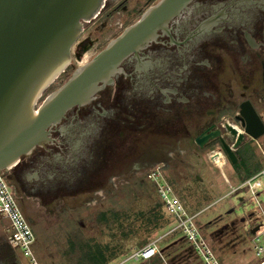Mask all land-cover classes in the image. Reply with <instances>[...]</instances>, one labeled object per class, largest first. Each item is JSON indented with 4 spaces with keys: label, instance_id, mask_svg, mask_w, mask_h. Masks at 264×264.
Segmentation results:
<instances>
[{
    "label": "flooded vegetation",
    "instance_id": "flooded-vegetation-1",
    "mask_svg": "<svg viewBox=\"0 0 264 264\" xmlns=\"http://www.w3.org/2000/svg\"><path fill=\"white\" fill-rule=\"evenodd\" d=\"M162 1L105 0L84 23L71 64L40 102L146 20L111 78L50 126L48 141L5 170L16 195L54 204L60 193L126 190L134 178L150 181L156 164L169 173L171 161L197 160L204 152L210 159L217 151L231 163L223 141L238 140L229 126L245 133L246 103L264 121V0H189L156 9ZM205 130L220 133L200 146L196 137ZM260 138L245 133L234 148L239 161L243 151L255 154Z\"/></svg>",
    "mask_w": 264,
    "mask_h": 264
},
{
    "label": "water",
    "instance_id": "water-1",
    "mask_svg": "<svg viewBox=\"0 0 264 264\" xmlns=\"http://www.w3.org/2000/svg\"><path fill=\"white\" fill-rule=\"evenodd\" d=\"M187 1L163 0L156 9L176 4L179 8ZM104 2L0 0V169L12 168L22 155L48 141V128L58 123L73 105L89 101L100 88L99 83L111 78L132 48L128 41L146 20L129 27L107 49L78 67L64 85L40 102L48 87L71 64V49L83 31L84 23L99 13ZM241 117L246 134L254 139L264 135V121L250 103L244 106ZM229 127L235 136L238 135V140L234 146L223 142L234 165L239 161L234 148L240 145L245 133H239L234 126ZM219 133L218 130H205L196 137V142L203 146ZM241 221L245 222L246 217L243 216ZM258 228L255 226L250 232L255 233Z\"/></svg>",
    "mask_w": 264,
    "mask_h": 264
},
{
    "label": "rangeland",
    "instance_id": "rangeland-1",
    "mask_svg": "<svg viewBox=\"0 0 264 264\" xmlns=\"http://www.w3.org/2000/svg\"><path fill=\"white\" fill-rule=\"evenodd\" d=\"M88 55L84 60L89 57ZM76 64L79 62L76 61ZM252 148L255 151L254 155L264 167V136L258 142L254 141ZM207 155V152H204L197 160L185 161L186 168L180 160H173L167 175L170 180H173L174 186L178 188L177 192L180 197L183 196L186 201L189 214H197L196 222L204 226L206 238L214 250L220 249V245H223L227 240L225 234L227 231L231 234L235 233L238 241L235 245L236 248L230 246L222 251L215 250L216 254L223 258V264H259L261 258L256 254L250 234H247L244 224L246 221L242 222L241 218L245 216L248 220L249 215L255 209L264 212V185L256 189V195L253 194L250 185L244 184L246 181L243 182L235 166L226 160L223 171L230 180L231 186L222 170L217 165L215 166ZM197 175L201 178L196 177ZM262 181L264 183V177H262ZM240 186L239 191H233V188ZM107 188L91 193H60V196L55 197L54 204L49 203L51 198H21L17 195L20 208L33 226V231L38 233L37 247L40 249V257L45 258L46 264H73L72 262L68 263L63 254H66L69 245L68 232L74 229L79 230L86 239L92 238V243L100 245L107 242L123 241L128 243L127 246H135L137 240L146 237L147 240L151 237V232H148L151 230L147 228L139 230L138 238L133 234L131 238L127 239L123 237L121 230L114 232L108 228L107 224H100L97 217L101 211L117 206L123 208L122 212H125L126 215L131 214L128 219L124 218L125 225L130 227V225L137 224L139 226L142 224L141 220L145 219L140 218L141 212H148L155 202L160 201L155 186L150 190H137L130 196L127 195L125 188L115 190ZM131 200L132 202H130ZM52 207H55L54 212H50ZM231 209L233 211L229 212ZM65 210L67 211L65 212ZM164 212L167 217L171 218L172 224L161 229L158 232L159 237L169 229V232L176 230L162 238L158 242L159 247H164L184 235L183 230L178 228L180 220L173 216L166 207H164ZM70 219L76 220L74 224L68 225ZM131 220L132 222L129 224L128 222ZM210 221H212L211 225L207 229L205 224ZM8 224L7 218L0 215V244L5 243L11 247L7 241L6 227ZM209 232L212 233L209 234ZM48 235L52 238V242L46 246L44 238ZM52 235L57 237H52ZM233 239L235 240V237ZM156 240L158 241V238ZM233 249H237V251L235 252ZM12 250L14 249L12 248ZM15 254L17 255L16 251ZM16 257L18 258V256ZM191 260L193 264L202 262L199 257H192ZM126 262H128L127 264L134 263L132 260Z\"/></svg>",
    "mask_w": 264,
    "mask_h": 264
},
{
    "label": "trees",
    "instance_id": "trees-1",
    "mask_svg": "<svg viewBox=\"0 0 264 264\" xmlns=\"http://www.w3.org/2000/svg\"><path fill=\"white\" fill-rule=\"evenodd\" d=\"M234 166L236 170L240 173V177L243 179V182L251 178L262 168L260 161L256 158L255 155H251V154L249 155L244 151L241 152L240 161L237 164H234ZM170 181L173 184V180ZM152 187H154V185L150 181H146L143 178H134L133 184L130 185L128 189H126V193L128 196H130L132 194H135L137 190L140 189L150 190V188ZM174 188L177 191L178 188L175 186ZM182 198L183 196H181V199ZM182 201L186 205V209L189 211L187 207V203L184 200V198L182 199ZM130 202H132V200ZM54 211L55 208L52 207L50 212H54ZM66 211L67 210H65V212ZM122 211L123 208H118L117 206H113L107 210L101 211L97 217L98 222L104 225L107 224L108 228L113 230L114 232L121 230V232L123 233V237L127 239L131 238L133 234H135L136 236L139 235L140 229L144 230L147 228L151 230L148 231L151 232V237L147 240H146L147 237L137 240V242H135L134 244L135 246L132 245L127 246L128 243H124L123 241H118L114 243L107 242L106 244L100 245V244H95V242L92 243L93 241L92 238L86 239L79 230L74 229L68 232L69 245L66 254L65 253L63 254V256L67 258L68 263L72 262L73 264H120L122 261H124L126 258H128L138 249L155 241L157 238H158L157 241L158 243L162 238L166 237L167 235H169L170 233L176 230L175 229L169 232L170 230L169 229L165 232V234L159 237L158 232L161 229H165L167 226L172 224L171 218L166 216L164 212V206L159 200L150 207L148 212H141L140 218L142 219L145 218V219L141 220L142 224H140L139 226L137 224L130 225V227L128 225H125L124 218L128 219L131 214L126 215V213ZM68 221H67L68 225H71L74 224L76 220L70 219ZM212 221L205 224L207 229L208 227H210L211 225L210 223ZM131 222L132 220L128 223L130 224ZM199 227L201 228L204 235L207 236L206 232L204 231V226L199 225ZM34 232L36 236V241L34 243V251L36 252L41 264H46V261L44 260L45 258L40 257V251H39L40 249L39 247H37L38 233L35 230ZM210 233L212 232H209V234ZM248 233L250 234V232L247 231V234ZM225 234L227 235V240L225 241L226 243L224 242L223 245H220V249H215V250L222 251V249H228L230 248V246L235 247V245H237L238 241L236 240V235L234 232H232L231 234V232L229 233V231H227ZM52 237H57V236L52 235ZM233 237H235V240L233 239ZM51 239L52 238L49 237V235L48 237L44 238V241H46L45 242L46 246H49V243L52 242ZM159 248H160V252L154 255L153 257L149 259H142L139 261L132 260L134 261L133 264H193L191 258L198 257L194 247L187 240L185 235L171 241L166 246ZM233 250L235 252L237 251V249H233ZM16 256L17 255L15 254V251L12 250V248L9 245L5 243L0 244V264H18L19 259ZM218 257L223 263V258L219 255ZM127 263L128 262H125L124 264ZM197 264H203V263L198 262Z\"/></svg>",
    "mask_w": 264,
    "mask_h": 264
},
{
    "label": "built area",
    "instance_id": "built-area-1",
    "mask_svg": "<svg viewBox=\"0 0 264 264\" xmlns=\"http://www.w3.org/2000/svg\"><path fill=\"white\" fill-rule=\"evenodd\" d=\"M210 161L216 166V159L221 158L225 164L226 160L223 155L217 151L210 152ZM225 176L226 180L230 182L223 166H218ZM6 169H0V215L7 218L9 224L6 227L7 241L11 247L16 251L18 258L20 259L18 264H41L36 252L34 251V243L36 236L29 220L24 215V212L18 204V196L11 189V185L5 176ZM167 171L163 168L162 164H156L152 167L147 174V178L154 184L157 194L161 203L167 210L180 220L178 228L183 230L187 240L192 244L196 254L201 259L203 264H223L214 248L209 244L206 236L202 232L198 223L196 222L197 214H189L183 203L180 195L171 183ZM264 177V167L259 172L246 180L244 184L250 185V190L256 195V189L263 187L262 181ZM230 185L232 186L231 182ZM233 191H239L240 187L233 188ZM7 197H5L3 191ZM9 201V202H8ZM16 213L21 225L25 229L29 238L26 237L16 215L14 214L10 204ZM245 229L250 232L255 226H259L255 233L250 232V239L254 244V249L258 257H260V263L264 262V212L255 209L252 215H249L246 220ZM160 252L159 245L156 241H153L146 246L138 249L128 258L122 261L120 264L129 260H142L149 259Z\"/></svg>",
    "mask_w": 264,
    "mask_h": 264
},
{
    "label": "bare ground",
    "instance_id": "bare-ground-1",
    "mask_svg": "<svg viewBox=\"0 0 264 264\" xmlns=\"http://www.w3.org/2000/svg\"><path fill=\"white\" fill-rule=\"evenodd\" d=\"M223 163H224V161L222 160V164H221L220 166H223V165H224ZM218 166H219V165H218ZM261 264H264V262H263V263H261Z\"/></svg>",
    "mask_w": 264,
    "mask_h": 264
}]
</instances>
